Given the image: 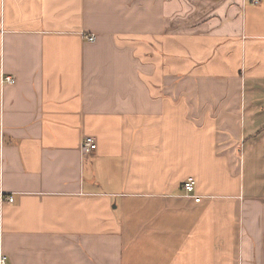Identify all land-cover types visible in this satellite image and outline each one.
Returning a JSON list of instances; mask_svg holds the SVG:
<instances>
[{
  "label": "crops",
  "instance_id": "obj_1",
  "mask_svg": "<svg viewBox=\"0 0 264 264\" xmlns=\"http://www.w3.org/2000/svg\"><path fill=\"white\" fill-rule=\"evenodd\" d=\"M1 196L6 264H264V0H0Z\"/></svg>",
  "mask_w": 264,
  "mask_h": 264
},
{
  "label": "built area",
  "instance_id": "obj_2",
  "mask_svg": "<svg viewBox=\"0 0 264 264\" xmlns=\"http://www.w3.org/2000/svg\"><path fill=\"white\" fill-rule=\"evenodd\" d=\"M251 3L256 4L257 0H250ZM89 42H92L94 40L93 36H89L87 38ZM15 83V80L12 76H3L1 79V84L5 85H13ZM96 150V142L91 137L84 138L82 145H81V151L84 155L90 154ZM194 189H195V181L192 178L187 179L183 184V190L185 192V195L187 197L193 198L195 202L200 201V197L194 196ZM1 203H7L11 204L13 203V197L8 196L7 198H4L1 196ZM0 264H6V258L3 255H0Z\"/></svg>",
  "mask_w": 264,
  "mask_h": 264
}]
</instances>
